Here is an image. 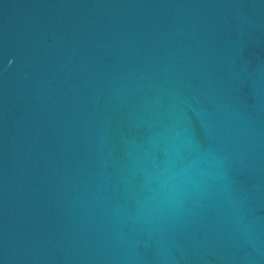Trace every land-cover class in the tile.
<instances>
[{
	"label": "water",
	"instance_id": "water-1",
	"mask_svg": "<svg viewBox=\"0 0 264 264\" xmlns=\"http://www.w3.org/2000/svg\"><path fill=\"white\" fill-rule=\"evenodd\" d=\"M0 264H264V0H0Z\"/></svg>",
	"mask_w": 264,
	"mask_h": 264
}]
</instances>
